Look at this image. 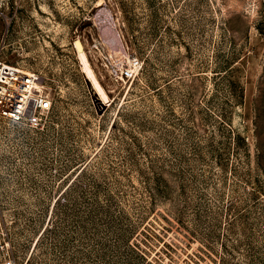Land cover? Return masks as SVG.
Wrapping results in <instances>:
<instances>
[{"label":"rangeland","instance_id":"1","mask_svg":"<svg viewBox=\"0 0 264 264\" xmlns=\"http://www.w3.org/2000/svg\"><path fill=\"white\" fill-rule=\"evenodd\" d=\"M0 58L53 102L0 119V264H264V0H0Z\"/></svg>","mask_w":264,"mask_h":264},{"label":"built area","instance_id":"2","mask_svg":"<svg viewBox=\"0 0 264 264\" xmlns=\"http://www.w3.org/2000/svg\"><path fill=\"white\" fill-rule=\"evenodd\" d=\"M139 66V59L133 57L128 66L121 70L120 78L133 79ZM42 79L40 74L26 71L0 58V119L31 129L41 128L53 107L52 97ZM3 264L14 263L8 258Z\"/></svg>","mask_w":264,"mask_h":264},{"label":"bare ground","instance_id":"3","mask_svg":"<svg viewBox=\"0 0 264 264\" xmlns=\"http://www.w3.org/2000/svg\"><path fill=\"white\" fill-rule=\"evenodd\" d=\"M76 49L78 51L82 66L85 68L87 74L93 80V88H94L95 93H97L100 96L98 100L104 102L105 99H107V95H106L105 91L103 90L102 86L99 84V82L95 78V76H94V74H93V72L89 66L88 59H87L86 54H85L84 49H83V44L80 46H76Z\"/></svg>","mask_w":264,"mask_h":264},{"label":"trees","instance_id":"4","mask_svg":"<svg viewBox=\"0 0 264 264\" xmlns=\"http://www.w3.org/2000/svg\"><path fill=\"white\" fill-rule=\"evenodd\" d=\"M224 68V73H221V71L217 72V74L222 78V79H225L227 76L228 77H232L234 75V68L233 67H230V63L227 62L225 66H223Z\"/></svg>","mask_w":264,"mask_h":264}]
</instances>
